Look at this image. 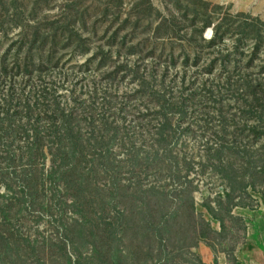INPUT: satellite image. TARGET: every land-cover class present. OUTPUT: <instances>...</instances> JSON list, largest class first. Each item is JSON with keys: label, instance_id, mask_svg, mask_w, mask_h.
<instances>
[{"label": "rangeland", "instance_id": "obj_1", "mask_svg": "<svg viewBox=\"0 0 264 264\" xmlns=\"http://www.w3.org/2000/svg\"><path fill=\"white\" fill-rule=\"evenodd\" d=\"M80 1L0 0V264H264V0Z\"/></svg>", "mask_w": 264, "mask_h": 264}, {"label": "trees", "instance_id": "obj_2", "mask_svg": "<svg viewBox=\"0 0 264 264\" xmlns=\"http://www.w3.org/2000/svg\"><path fill=\"white\" fill-rule=\"evenodd\" d=\"M82 3L80 0H69V2L66 4L65 8L62 10L61 15L63 16V21L60 18H56L50 22L47 23L45 31L42 30L40 26H38L35 29L36 39L34 43L40 40L42 33L47 37L48 44H50V50L49 53L51 54L52 60H55V56H58L59 53L65 52L68 49H73L75 51H78L82 54H86L90 51V44L88 43L89 39L85 37L86 33L84 32L85 29L89 28V25L87 24V21L85 20L87 11H84L82 8ZM105 8L102 10L103 13L109 14L111 13V6H114V3L111 2V0H108L105 4ZM85 23V24H84ZM213 19L207 18L202 26V32L206 30L207 27L213 25ZM251 26V28H250ZM85 27V28H84ZM241 31L249 36H254L257 38V42H261L263 38V34L261 33L260 29H257L255 25L245 23L244 26H242ZM225 30H223V27L219 25L214 26V35L211 39V42L213 44L216 43L217 40H221L224 37ZM113 39V36H111L110 40ZM203 39H205L203 37ZM206 40V39H205ZM40 42V41H39ZM33 43V45H34ZM45 43V45H48ZM260 49L259 43L255 44V52H258ZM247 83H249V86L252 87L251 82L247 80ZM253 91V90H252ZM105 123L110 124L109 118L104 119ZM34 147L38 146V142L33 143ZM30 148L31 150L36 148ZM38 149V148H37ZM71 172V171H69ZM72 177L73 174H72ZM83 184L81 180L77 181L76 179H72L69 181V186L73 184L74 186ZM30 188V185L28 186ZM196 203L192 201V209L195 211L196 209ZM151 211L146 212L143 210V212L136 211V210H128L124 213L125 219L138 216V215H146L149 216L153 214V212L150 214ZM193 212V211H192ZM164 218L167 216L166 214L162 215ZM153 217V216H152ZM149 231V230H147ZM204 235L200 233L198 234V238L201 239ZM196 245V243L194 244Z\"/></svg>", "mask_w": 264, "mask_h": 264}, {"label": "crops", "instance_id": "obj_3", "mask_svg": "<svg viewBox=\"0 0 264 264\" xmlns=\"http://www.w3.org/2000/svg\"><path fill=\"white\" fill-rule=\"evenodd\" d=\"M201 251H203L204 255H206L205 262L208 264L213 263V261L215 259L214 254L212 252H210V250L206 247L201 248Z\"/></svg>", "mask_w": 264, "mask_h": 264}]
</instances>
